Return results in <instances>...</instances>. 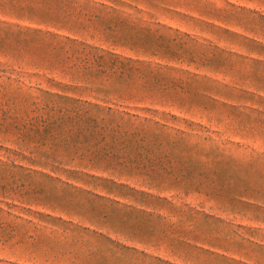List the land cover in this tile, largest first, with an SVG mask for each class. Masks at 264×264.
I'll return each mask as SVG.
<instances>
[{"label":"rangeland","instance_id":"374dc122","mask_svg":"<svg viewBox=\"0 0 264 264\" xmlns=\"http://www.w3.org/2000/svg\"><path fill=\"white\" fill-rule=\"evenodd\" d=\"M0 264H264V0H0Z\"/></svg>","mask_w":264,"mask_h":264}]
</instances>
